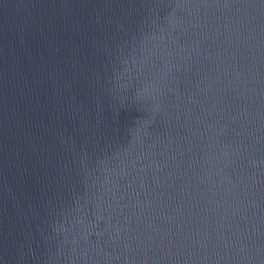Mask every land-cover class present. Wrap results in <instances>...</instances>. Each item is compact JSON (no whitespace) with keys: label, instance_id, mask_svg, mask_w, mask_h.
<instances>
[{"label":"water","instance_id":"water-1","mask_svg":"<svg viewBox=\"0 0 264 264\" xmlns=\"http://www.w3.org/2000/svg\"><path fill=\"white\" fill-rule=\"evenodd\" d=\"M0 264H264V0H0Z\"/></svg>","mask_w":264,"mask_h":264}]
</instances>
